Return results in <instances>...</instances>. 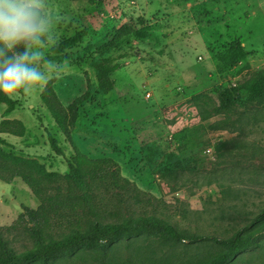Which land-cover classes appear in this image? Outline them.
<instances>
[{
  "label": "rangeland",
  "instance_id": "374dc122",
  "mask_svg": "<svg viewBox=\"0 0 264 264\" xmlns=\"http://www.w3.org/2000/svg\"><path fill=\"white\" fill-rule=\"evenodd\" d=\"M35 6L43 13V32L30 48L41 54L37 66L46 79L8 95L16 110L6 118L21 121L26 130L23 137L0 135L9 149L38 159L49 171L66 173L72 147L40 96L51 82L67 107L85 93L89 81L92 96L79 110L72 134L75 147L91 159L116 161L123 177L158 201L161 217L180 230L228 237L260 212L264 102L221 110L219 95L264 71V0H101L97 6L87 0H36ZM107 24L149 29L146 38L133 36L111 53L120 69L111 75L114 85L108 94L98 92L89 58L80 65L45 60L54 44L82 29L88 35L73 51L87 43L99 46ZM233 41L240 42L246 56L222 71L215 56ZM5 109L1 104L0 121ZM48 132L64 156L52 151ZM220 143L224 147L217 149ZM150 144L189 154L196 174L175 190L144 161L142 149ZM22 206H38L29 188L19 179L0 181V227L11 225ZM151 242L123 245L122 257L140 249L139 257L155 252L156 264H180L202 260L215 250L208 243L171 247ZM238 262L264 264V239L260 249Z\"/></svg>",
  "mask_w": 264,
  "mask_h": 264
},
{
  "label": "trees",
  "instance_id": "16d2710c",
  "mask_svg": "<svg viewBox=\"0 0 264 264\" xmlns=\"http://www.w3.org/2000/svg\"><path fill=\"white\" fill-rule=\"evenodd\" d=\"M87 1L95 6L101 2ZM36 10L42 22L43 13L37 7ZM148 31L147 27L135 30L131 25L117 28L107 24L102 29L105 38L99 46L87 43L85 49L75 52L73 50L80 47L88 35L87 30L82 29L54 44L45 60L80 65L89 58V65L96 73L98 92L106 95L113 89L111 75L120 69L111 53L133 36L146 38ZM32 42H22L14 51L23 52ZM6 55L11 56L13 52L6 51ZM245 56L240 42L233 41L215 56V60L220 70L227 71ZM91 96L89 81L85 93L67 107L59 100L51 82L41 93L42 104L56 129L72 147V154L66 160L68 171L64 174L49 171L38 159L9 149L10 145L0 137V181L11 184L15 179L21 180L38 201L36 208L22 206V212L11 225L0 227V264H156L155 252L139 257L142 252L136 249L122 257L123 245L126 248L146 240L148 246L154 240L171 247L208 243L215 248L202 260L180 264H240L238 261L243 256L262 247L264 206L228 237L180 230L158 214L160 205L154 197L122 176L116 161L91 159L80 152L73 143L72 134L79 110ZM219 97L221 110L264 102V71L242 85L222 89ZM1 104L6 105V109L0 121V135L23 137L26 133L23 123L6 118L16 110V103L0 92ZM48 141L57 156H64L49 132ZM216 147L221 149L224 143ZM142 155L147 166L162 180L173 184L175 190L184 187L183 182L197 172L195 162L187 153L164 151L150 144L142 149Z\"/></svg>",
  "mask_w": 264,
  "mask_h": 264
},
{
  "label": "clouds",
  "instance_id": "9594fccd",
  "mask_svg": "<svg viewBox=\"0 0 264 264\" xmlns=\"http://www.w3.org/2000/svg\"><path fill=\"white\" fill-rule=\"evenodd\" d=\"M35 5L36 0H0V92L6 95L26 91V86H37L46 79L37 66L39 52L27 46L23 52L14 51L43 32Z\"/></svg>",
  "mask_w": 264,
  "mask_h": 264
}]
</instances>
